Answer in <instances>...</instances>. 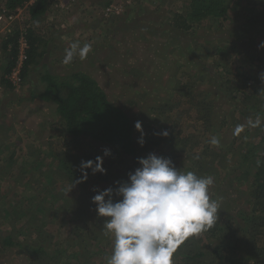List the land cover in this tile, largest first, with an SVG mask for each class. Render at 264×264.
Wrapping results in <instances>:
<instances>
[{
    "label": "rangeland",
    "instance_id": "obj_1",
    "mask_svg": "<svg viewBox=\"0 0 264 264\" xmlns=\"http://www.w3.org/2000/svg\"><path fill=\"white\" fill-rule=\"evenodd\" d=\"M8 1L0 0V10ZM94 1L89 20L83 6L76 19L78 42L91 44V52L84 60L74 56L67 65L63 57L61 70L51 74L70 78L82 73L95 80L111 107L129 119L137 157L118 152L89 133L79 140L67 133L55 104L39 98V78L47 75L40 66L29 65L27 79L10 91L0 84V264H106L113 242L102 233L103 219L97 216L92 197L97 190L127 181L128 174L139 167L138 158L149 153L171 159L182 172L213 178L209 195L220 206L217 223H230L225 239L217 237L221 234L210 239L206 235L203 242H190L195 250L207 253L223 239L233 244L244 239L238 247L251 240L257 242L264 264V233L259 235L248 226L254 208L253 162L261 161L264 149L261 146L252 160L251 155L241 154L264 132V113L254 111L259 104L264 109V94L254 90L256 75H264V0H225L224 17L193 23L188 31L173 25L181 22L177 15L189 14L192 0ZM74 2L49 0L41 19L33 18L30 11L29 29L49 38L53 26L57 28L56 17L60 13L68 19ZM111 4L119 7V14H106ZM65 27L68 34L73 32L71 26ZM20 28L18 23L13 25V31ZM3 39L0 32V67L8 66L12 58L3 49ZM56 48L64 53L68 49L59 44ZM37 55L34 52L33 61ZM187 82L195 86L191 89L196 96L212 105L207 128L190 119L198 110L185 100ZM246 83L254 88L244 87ZM253 104H257L254 109ZM254 116L262 121L258 128L247 126ZM137 121L142 123L143 146L138 143ZM237 125H244L239 134ZM202 129L207 130L205 134ZM164 130L167 137L159 135ZM213 136L219 139L218 145L209 143ZM205 143L211 158L191 163L188 153H199ZM105 149L111 153L103 159L105 173L93 175L88 170L87 180L76 183L82 178L81 162L103 157ZM7 237L12 244L4 243ZM181 247L173 264H183L178 256L185 252ZM233 247V259L252 264L250 259L256 255L237 253Z\"/></svg>",
    "mask_w": 264,
    "mask_h": 264
},
{
    "label": "clouds",
    "instance_id": "obj_2",
    "mask_svg": "<svg viewBox=\"0 0 264 264\" xmlns=\"http://www.w3.org/2000/svg\"><path fill=\"white\" fill-rule=\"evenodd\" d=\"M91 50V44L81 46L75 42L66 49L63 63H71L76 55L84 60ZM260 94H264V89ZM261 123L259 117L249 118L247 126L258 128ZM135 129L140 133L138 143L143 146L140 121L135 123ZM243 130L244 125H237L235 133ZM159 135L167 137L169 133L164 130ZM219 142L215 136L209 141L211 145ZM110 154L105 149L103 157L82 161V178L76 183L87 180L88 170L93 175L104 174L103 159ZM137 163L139 167L128 174L127 181L117 182L115 188L97 190L92 197L97 216L103 219L102 233L113 242L106 264H173L181 244L218 221L219 203L209 195L213 178L182 172L171 159L155 153L138 158Z\"/></svg>",
    "mask_w": 264,
    "mask_h": 264
},
{
    "label": "trees",
    "instance_id": "obj_3",
    "mask_svg": "<svg viewBox=\"0 0 264 264\" xmlns=\"http://www.w3.org/2000/svg\"><path fill=\"white\" fill-rule=\"evenodd\" d=\"M28 0H9L8 5L5 6L9 9H15L19 6L24 5ZM47 1L39 0L36 2L32 8V17H38L47 7ZM225 0H192L189 14L186 15H177L178 19L181 20L180 23L177 21L173 25L178 29L190 30L192 28V24L196 22H201L210 17H224L225 14ZM251 22V21H250ZM29 40H30V51L28 54V61L24 65L22 70V83L26 78V73L29 68V65L33 62L34 52H35V42L32 37L31 30L29 29ZM19 34L15 33L13 36H7L3 39V49L5 51H10L12 54V58L7 67L5 80L10 89L16 88L14 84L8 80L6 77L9 76L15 67V62L17 59V50L16 43ZM207 73L205 74V76ZM262 75H256L258 77L255 79L257 81L256 92L261 91V86L264 89L263 81H259ZM44 87L42 88V94L40 95V99L44 102H52L56 106V112L61 116L62 120L65 123V128L67 133H69L72 137L76 139H80L86 133L92 136V138L100 141L111 143L114 147H117V151L124 152L125 154L132 155L133 158L137 157L136 148L131 144L132 136L130 130V122L127 116L122 111L114 110L108 100L106 93L99 86V84L93 80L91 77L78 73L72 75L70 78L67 77H54L50 74H47L43 79ZM253 84V82H252ZM246 88H252L250 85L243 84ZM188 90L187 91V99L189 100L192 108L198 110V114L195 117H190V119L196 124L200 123L206 126L210 121L209 109L212 108V105L208 103L207 98H203L201 95L196 96L194 94V90L191 89L195 87L191 84L189 86V82H187ZM202 94V93H201ZM203 95V94H202ZM258 104V102H257ZM257 104H253L254 106ZM255 113L257 115H261L264 113V109H262V104L256 106ZM191 114V113H190ZM192 115V114H191ZM257 118L254 116V119ZM198 124V125H200ZM201 126V125H200ZM205 128V127H204ZM203 134L206 133L207 130L202 129ZM260 139H257V143L251 145V148L245 152H241L242 156L246 158L251 155L252 157L249 160L258 156L257 152L261 146L264 149V132L259 135ZM194 146L196 144L194 143ZM197 148V147H196ZM209 145L205 143L201 144L199 153H188L187 158L192 163H196L197 165L200 159H208L211 158V154L208 151ZM197 150V149H195ZM223 156V151L221 152ZM224 157V156H223ZM262 158L259 162H253V166H256L254 179H253V192L251 195V203L253 211L252 214L248 216V226L251 231L264 233V154L259 157ZM176 166V165H174ZM186 169V168H181ZM230 220L226 223V225H220L219 223L214 224L212 227L208 228L206 231L202 232L196 237L189 238L186 240L181 248L184 249V253L178 254L180 260L183 264H240L239 261L235 258L233 259L234 246L237 248V253L242 252L245 255L254 254L256 256L250 259L252 264H262L263 256L259 253L257 242L254 243L251 240L246 242L242 247H238V241H243L244 239L236 241L233 244L231 240H224V234L227 232ZM262 229V230H261ZM211 232V233H209ZM209 233V234H208ZM219 235L217 237H222L223 242L218 243L217 247H213L211 251L207 253L202 249L195 250V244L190 242L198 243L203 242L207 238L210 239L212 236ZM5 244H12V238L7 237L4 240ZM226 244V245H222ZM264 251V249H262ZM221 252H225V255L220 256ZM220 256V257H219ZM177 259V257H175ZM88 261V259L86 260Z\"/></svg>",
    "mask_w": 264,
    "mask_h": 264
},
{
    "label": "crops",
    "instance_id": "obj_4",
    "mask_svg": "<svg viewBox=\"0 0 264 264\" xmlns=\"http://www.w3.org/2000/svg\"><path fill=\"white\" fill-rule=\"evenodd\" d=\"M62 2H66V0H61ZM74 2L70 9H72V13L70 15H67L69 17H67L68 19L65 18V16L60 15L59 11V16H57L56 18L58 19V25L56 26L57 28L54 27L53 30V35L50 34L49 38H45L42 37L36 33H33V30L31 31V33L33 34V40L35 42V53H38V60L33 61V63L31 65L33 66H40L43 70V73L46 74H51V72L56 73V71L61 70L60 65H62L61 61L63 59V57H65V53L59 49L56 48V45L59 44L62 47L66 46V48H70V46L75 43L78 42V38L76 35L77 31H78V21H76L77 18H79L78 13L80 11H78L79 7L81 8V6H83V13H84V17L85 19H88V16H92V11L94 9L93 7V3L95 2L94 0H82L80 2H82V4L79 2V5L77 4V2L79 0H68V3H72ZM77 4V5H76ZM92 4V5H91ZM74 8L76 9V11H74ZM60 8H58L59 10ZM82 9V8H81ZM62 10V9H61ZM48 12V10L46 11ZM86 13V15H85ZM43 15V13H41L40 15H38V19H41V16ZM74 17H76L74 19ZM36 18V17H35ZM37 19H35L36 21ZM89 20V19H88ZM35 21H31V23H34ZM53 22H55V18L52 19ZM70 23V24H69ZM39 25V24H38ZM71 26V30L73 31L71 34H68V31L65 30V26ZM40 26V25H39ZM57 34V35H56ZM47 40V42L44 41ZM69 45V46H68ZM68 46V47H67ZM59 47V46H58ZM46 56V57H45ZM42 58L44 59V61H42ZM47 58H49L48 62L46 63L45 60H47ZM7 65L3 64L2 67H0V84H2L5 88V90H9L10 88L6 86L5 81L3 82V75L6 74V70H7ZM42 71L38 72V74H41ZM42 73V74H43ZM53 75V74H51ZM54 76V75H53ZM41 78V81H40ZM39 78V83L41 84L42 88L44 87L43 84V76H40ZM6 109V108H4Z\"/></svg>",
    "mask_w": 264,
    "mask_h": 264
},
{
    "label": "built area",
    "instance_id": "obj_5",
    "mask_svg": "<svg viewBox=\"0 0 264 264\" xmlns=\"http://www.w3.org/2000/svg\"><path fill=\"white\" fill-rule=\"evenodd\" d=\"M39 0H28L24 5L19 6L15 9H9L7 7H2L0 10V29L1 33L4 34V38L7 36H13L15 33H18L16 50H17V59L15 67L13 68L11 74L6 78L10 80L15 87H18L22 84V70L24 65L28 61V54L30 51V40H29V22L30 11L32 6ZM49 1V0H42ZM119 7L115 4H111L106 9V14L109 16L111 14H119ZM19 24L20 29L13 31V25Z\"/></svg>",
    "mask_w": 264,
    "mask_h": 264
}]
</instances>
